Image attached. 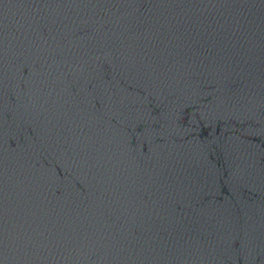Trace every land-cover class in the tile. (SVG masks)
<instances>
[{"label": "water", "instance_id": "water-1", "mask_svg": "<svg viewBox=\"0 0 264 264\" xmlns=\"http://www.w3.org/2000/svg\"><path fill=\"white\" fill-rule=\"evenodd\" d=\"M0 264H264V0H0Z\"/></svg>", "mask_w": 264, "mask_h": 264}]
</instances>
